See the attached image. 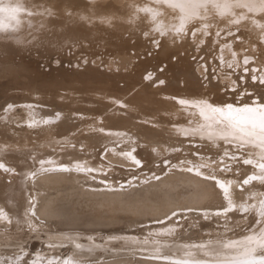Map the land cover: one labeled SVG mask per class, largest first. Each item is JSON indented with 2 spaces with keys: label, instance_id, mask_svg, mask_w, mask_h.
<instances>
[{
  "label": "rangeland",
  "instance_id": "1",
  "mask_svg": "<svg viewBox=\"0 0 264 264\" xmlns=\"http://www.w3.org/2000/svg\"><path fill=\"white\" fill-rule=\"evenodd\" d=\"M120 3L123 6L125 3L129 5L128 0H120ZM131 10L133 8H130L129 13ZM134 11H137V9H134ZM192 11L195 13L196 10L193 9ZM141 12L144 23L147 22L146 24H149V20L145 21V11L141 10ZM161 14L163 13L161 12ZM171 14H173L172 11H170ZM131 15L128 17L131 21L140 18L138 12L131 13ZM158 17L162 18V16ZM165 19L175 21V17H166ZM154 20L156 21L157 19H153L150 22L153 29L156 24L158 26L162 24V19L156 22ZM199 24L201 23L194 20L192 25H190L194 27L191 32L197 30L195 26ZM51 25L53 26V24ZM52 26L40 24L37 28L39 34L42 35L39 36L41 37L39 40L37 38L38 36L36 38L32 37L35 40L31 38L27 39L24 42L25 48H28L27 50L21 51V49L19 50V46H16L18 50L13 47L14 51L9 59L0 58V113L9 116L13 114L12 117L14 116V119H25L30 116V106L33 107L34 105L35 108L42 110L40 112L67 113L69 116L77 117L73 120L74 123L84 122L88 132H96L99 128L89 129L88 127L94 126L93 123L87 124L86 119L84 120L81 114L90 113L95 108L97 109L95 107L96 102L104 104L111 100L109 103H112L108 104L110 107L112 106L113 112H119L120 114L112 113L113 116L117 115L118 119H113L116 116L110 118L114 121H111L107 125V128L104 127L105 133H101L103 136L102 142L123 141L124 143L127 140L124 135L127 136L130 133L132 136L138 138L135 136L133 130V132H130L132 126L129 127V125L133 124L147 127L148 130L144 131L146 134L154 133L157 125H206L218 130L220 138L225 139L224 142H221L223 145H220L216 137L192 136L195 133H191L186 136L184 135L185 137L183 139L188 138L186 142H178L177 139H169L166 134L163 143H160L162 148L157 152L154 149L148 151V155L150 154L152 157V162L148 166L151 169L167 168L170 166L168 163H170L172 166L169 168H172L174 172L175 169H178V166L181 167L185 162H190V158H193L192 160L196 164L199 161L207 162L209 160L211 162H223L228 158L230 160L228 167H240L246 165L244 163L245 160L238 161L235 159L242 158L243 154L249 156H264V149H259L255 143H247L242 146L238 145L239 142H234L245 138L252 141V138H247L240 126L234 125L239 129L233 128V122L229 121L225 116L223 118V115L218 110L219 107L225 108L227 105H238L239 107L254 104L257 101L264 102V44H262V42L264 43V36L251 39L250 35H248V39H244L245 36L239 35L237 31L236 34L225 35V38L220 34L218 36L205 34V37L201 35L200 37L202 38L198 39L195 35H189L186 32L184 34L181 33L182 35L178 37L175 34H178L177 32L180 29H177L173 33L177 38L174 39V41L176 40L175 43H173L174 41L170 43L168 38L164 41V37H166L165 33L159 35L147 34V37L140 35L142 36L140 39L135 38V34L133 36L130 35L129 38L127 35V38L120 41L119 47H109L111 50L107 47L99 48L97 46L98 42H95L97 43L95 45V47L97 46L96 48H90L88 47V42L92 44L94 40H87L88 42L85 41L86 43H84V41L78 39L64 43L60 48H57L53 47L48 38H44L46 36L49 38L52 36L50 35L52 32L54 33V30L51 28ZM133 30L138 35L142 33H140L137 27H134ZM185 34L187 37H185ZM76 41H78V44ZM28 45H30V48ZM43 45H45V48ZM121 51L124 54H120L122 53ZM118 53L120 56H123L120 57ZM123 57H126V59H123ZM184 73L187 74L185 75ZM38 77L50 80L52 83L46 87H44L45 85L41 86L42 84ZM192 77H194L192 79L194 80L193 82L191 81ZM188 78L190 79L188 80ZM26 82L28 83L27 87ZM29 83H31L30 87H28L30 85ZM34 83L36 84L34 85ZM29 88L31 90L36 89L31 91ZM22 90L25 92L22 93L23 96L21 94ZM153 93L155 95H152ZM113 94L114 96H112ZM30 95H35V97ZM98 96L104 101H100L101 99ZM120 96L123 97L121 98ZM145 96H147L146 99H143ZM92 97L94 98L92 99ZM104 98L106 100L108 99V102ZM195 98H198V100L193 101ZM200 98L205 99L201 101ZM130 100L134 102L136 100V102L131 101L134 103L131 104L129 102ZM136 103L141 108L138 109ZM108 104L104 107L109 106ZM201 107L205 110L202 111ZM17 108L20 109L18 110ZM16 110L17 112H21L17 113ZM121 116L124 117L121 119ZM46 117L49 118V116ZM2 118L3 116L0 117V120ZM48 118H46V121ZM103 121L98 120V124ZM29 134V131L25 133L26 136H30ZM114 135H117V137L112 138ZM138 136L140 137V134ZM228 136L235 139L230 140L232 138ZM124 144L126 145V143ZM104 146L105 144H102L96 150ZM38 147H41V145ZM139 147L142 149V144ZM152 152L156 153L151 154ZM30 160L34 161L32 159ZM105 161L109 162L108 157L105 158ZM262 171L264 169H261ZM96 173L101 175L105 172L96 171ZM117 174V172L116 174H114V171L112 172V176ZM92 175L87 173L84 177L77 176L75 182L67 183L68 185L63 184L68 192L71 191L70 188L75 184H84L83 187L89 189L90 185L87 182L93 180L94 177ZM259 177L261 179L258 181L264 180V174ZM6 179L8 180V177ZM101 186H104L103 188L106 187L104 184ZM256 186L259 190L256 192L257 187H251V192H249L251 196L255 195L256 197L261 194L262 190L260 189L264 186V183L257 182ZM62 187L64 186L56 184L53 189L46 188L45 192L43 193L41 190V193L45 195L57 191ZM98 187L97 189H99ZM73 190V193L71 191V196H75V189ZM248 198L249 196L245 200ZM252 200L256 203L259 201V199L254 198ZM22 202L23 210L20 214L16 215L19 221L12 224L13 226H0V231H9L12 233L8 236H0V264H104L109 262L113 264H147V262L139 263V261L140 259L147 261L149 259L148 254L153 252L160 254L175 253L177 255H185L187 253V256L189 254V256L196 258L202 257L208 259L209 262L228 259V257L235 259L233 256H241V254L247 258L262 255L253 249L255 247L250 240L252 237L258 236L259 232H263L264 227L262 226H264V223L262 224V222L264 221V215L262 217L260 216V218H255L254 216L252 219L251 217H239L234 220L222 218L220 222L218 220V223H210L212 224L210 227L208 225L209 223H207L208 226L193 228L194 230H190L183 235L180 233L181 230L178 232L176 229L161 224L163 221H146L148 218H153L151 215H130L131 213H126V211H123L124 213L121 211H118V213L114 212L120 219L106 218L89 220L94 217L96 212L93 209L87 210V208L82 214L84 216L86 215L85 219L65 220L53 218L50 220L45 218L42 221L33 212L27 210L28 203L25 200ZM198 209L192 207L185 211H180L179 214L184 215L191 213V211H198ZM223 209L225 210L226 208ZM109 213L111 214V212L106 214ZM174 214L172 213V215ZM239 215H244V213H240ZM45 220H48L45 224H55V227L41 229L36 225L44 223ZM215 223L218 225H215ZM17 227L18 230L16 229ZM36 231L41 232L38 234ZM262 232L260 235L264 237V232ZM25 233H29L27 238L23 240L13 239V237L15 238L17 235L19 236ZM252 233L254 235H251ZM261 236L258 238H261ZM12 240L23 242L24 249L19 252L21 248L6 244L7 241L11 242ZM254 240H257V238ZM258 247L264 249V240L263 244H260ZM230 254L231 256H229ZM242 262L245 263L246 261H240L238 264H243ZM183 263L187 264V262ZM148 264L154 263L148 261Z\"/></svg>",
  "mask_w": 264,
  "mask_h": 264
},
{
  "label": "bare ground",
  "instance_id": "2",
  "mask_svg": "<svg viewBox=\"0 0 264 264\" xmlns=\"http://www.w3.org/2000/svg\"><path fill=\"white\" fill-rule=\"evenodd\" d=\"M128 1L131 7L128 3H125L123 6V4L120 3V0H0V9L11 10L16 7H22L24 9V11L17 14L16 19L12 18L10 11H0V58L9 59L14 51L13 47L16 49V46H19V50L21 49V51L27 50L28 48H25L24 45V42H26L27 39H34L38 36L37 38L39 40V38H41L39 37L41 34H39L37 28L40 24H44L45 26H52L51 24H53L51 28L54 30V33L51 31L52 34L50 35L52 36L50 38L48 36L44 38H48L53 47L57 48H60L64 43L76 39L84 41V43L88 42L87 40H94L92 44L88 42V47L90 48L95 47L97 44L95 42H98L97 46L99 48L119 47L120 41L127 38V35L129 38L130 35L133 36L135 34L136 36L134 37L140 39L142 36L147 37V34L159 35L161 33H165L166 37H164V41L168 38L170 43H172L171 41H174L176 36L180 37V35L185 32L189 35H195L198 39L205 37V34H212L216 36L220 34L223 38H225L226 36L233 35L234 33L236 34L237 31L239 35L246 37H244V39H248V35H250L251 39L264 36V0ZM130 8H133V10L129 13ZM134 9H137V11H134ZM143 9L149 10L144 12L145 21L149 20L152 22L153 19H157L156 21L162 19V24L160 26L156 24L157 26L155 25L153 29L150 22L149 24H146L147 22L144 23L143 14L141 12ZM193 9L196 10L195 13L192 11ZM170 11H172L173 14L170 15ZM135 12L139 13L140 18L135 19V21L129 20L128 17L132 16L131 13ZM161 12L163 14H161ZM158 16H162V18H159ZM165 16L172 18L175 17V21H168L165 19ZM195 17L197 18L195 19ZM194 20L201 23L198 26H195V29L197 28V30H200H194L191 32L194 27L190 25H192ZM156 21L154 20V22ZM134 27H137L140 30V33H142L138 35L137 32H134ZM177 29H180L181 32H177L178 34H175V36L173 33ZM201 35L202 37H200ZM185 37H187V35ZM118 39L120 40L117 41ZM77 42L78 41H76V43ZM175 42L176 40L173 43ZM262 44L264 43L262 42ZM46 45H48V43H46ZM29 46L30 45H28V47ZM43 47L45 48V45H43ZM107 48H105L106 51H108ZM120 54L124 53L122 52ZM120 54L118 53L119 56ZM123 59H126V57H123ZM38 78H40L39 80L42 84L41 86L45 85L44 87H46L52 83L50 80H45L42 77ZM193 78L194 77L191 78L192 82L194 81L192 80ZM189 79L190 78H188V80ZM27 84L28 83L26 82V87ZM29 84L30 85H28V87L31 86V83ZM35 84L36 83H34V85ZM22 91L21 94L25 93ZM95 94L97 95V93ZM152 95L155 94L153 93ZM30 96L35 97V95ZM112 96H114V94ZM146 97L147 96L143 99H146ZM93 98L94 97H92V99ZM98 98L101 99L100 96H98ZM202 99L205 98H200L201 101H203ZM196 100H198V98H195L193 101ZM100 101L104 100L101 99ZM110 101L111 100H109V102ZM131 101L132 100L129 101L131 104L136 102V100L135 102L132 101L134 103ZM108 103L102 104L100 102H96L95 107H97V109L95 108L93 112L90 113L81 114L84 120L86 119L87 124L93 123L94 126L88 127L89 129L99 128L96 132H88L84 122L74 123L73 120L77 117L75 118L69 116L67 113L40 112L42 110L35 108L34 105L33 107L30 106V116H27L28 118L25 119H14V116L12 117L13 114L9 116L0 113V115L3 116L0 120V164L4 165V167L0 168V226L12 225L19 221V219L16 218V215L20 214L23 210V200L28 203L27 210L33 212V214H35L36 217L42 221L45 218L50 220L53 218L65 220L85 219L86 215L84 216L82 214L87 208V210L93 209L96 212L94 217L91 215L93 218L91 217L92 219L89 220H100L106 218L120 219L114 214V212L118 213V211H126V213H131L130 215H151L153 218H148L146 221H163L161 224L168 226L169 228L176 229L178 232L181 230L182 232L180 231V233L183 235L188 233L190 230H194L193 228L206 226L207 223H209L208 225L210 227V225H212L210 223H218V220L220 222V219L222 218L234 220L239 217H251L252 219L254 216L255 218H260V216L262 217L264 215V186L260 189L262 190L261 194L256 197L255 195L251 196L249 193L251 192V187H257L256 183H264V180H254L249 184L243 183V181L250 176L259 177L264 174V171L261 172V168L259 167L260 164H264V156H249L243 154L242 158L235 160H250L252 161V165L246 164L240 167H228V163L230 162L228 158L223 162L215 161V163L213 161V163L209 160L207 162L199 161L198 164L192 160L193 158H190V162H185L181 167L178 166V169H175L174 172L172 171V168H169L172 166L170 163H168L170 166L167 168L151 169L148 166L152 162V157L150 154L148 155V151L154 149L157 152L160 148H162L160 143H163L166 138V134L169 139H177L178 142H186L188 138L183 139V137L191 133H195L192 136L202 135L207 137L210 136V138L216 137V140L220 145H223L221 142H224L225 139L220 138L218 130L206 125H157L154 133L146 134L144 131L148 130L147 127L145 128L141 125L136 126L137 124H133L129 125V127L132 126L130 128V132L133 130L135 136L138 138L132 136L130 133L127 136L124 135L127 138V140L124 141L126 145L123 141H108L105 143L102 142L103 136L101 134L105 133L104 127L107 128V125L111 123V121L118 119L117 115L113 116L112 114L115 112H113V109L111 108L112 106L110 107L109 105L112 102ZM263 103L264 102L257 101L254 104L249 103L250 105L245 106H231L234 110L245 107L259 109L261 105H264ZM106 104L109 106L104 107ZM138 105L139 104H137V108H141L138 107ZM201 110L204 111L205 109L201 107ZM218 110L219 113L223 115V118L225 116L229 119V121L233 122V128L239 129L236 126H240L247 138H252V141L245 138L234 142H239L238 145L242 146L247 143H255L259 149H264V132L260 131L259 126L253 129L251 125L236 124V118L239 116L253 115L257 121V125H259L261 120H264V111H258L254 114L237 113L233 111L232 118H229V110L227 107H219ZM115 113L120 114L119 112ZM46 116H49V118ZM115 116L116 118H113ZM122 117L124 116H121V119ZM46 118H48L47 121ZM110 118H113L114 120H111ZM98 120L104 121L98 124ZM125 130L129 131L128 129ZM27 131H29L30 136L25 135ZM139 134L140 137L138 136ZM115 137H117V135H114L112 138ZM133 139H138V141ZM234 139L235 138H232L230 140ZM102 144H105V146L96 150L98 147H101ZM141 144L143 147L142 149L139 147ZM39 145H41V147H38ZM156 152H152L151 154ZM106 157H108L109 162L105 161ZM96 171H103L105 173L98 175ZM113 171L114 174H116V172L118 174L112 176ZM87 173L93 174L92 177H94L93 180L87 182L89 183L90 188H84V184H75L71 187L72 189L70 188L71 191L75 189V196H71V191L68 192L65 185H68L67 183L75 182L77 176L84 177ZM111 176L112 178H110ZM7 177L8 180L6 179ZM56 184H60L64 187L57 191H53L45 195L43 194L46 188L53 189ZM102 184L106 185V187L103 188L104 186H101ZM96 186H100L98 187L99 189H97ZM41 190L43 193H41ZM64 190L66 191L64 192ZM258 190L259 189L257 187L256 192ZM247 196H249V198L245 200ZM253 198L259 199L258 203L252 200ZM192 207L199 209L198 211H191V213H186L184 215L179 214L180 211H185L186 209ZM223 208L226 209L224 210ZM108 212H111V214H106ZM172 213L175 214L172 215ZM240 213H244V215H239ZM28 215L27 217H29ZM47 221L48 220H45L44 223L36 225L41 229L55 227V224H45ZM217 223H215V225H218ZM263 223L264 221L262 224ZM16 229L18 230V227ZM40 232H38V234H40ZM261 232H259L258 236L252 237L250 241L255 247L253 249H255L257 253L264 254V249L258 247L260 244H263L264 240V237L260 235ZM11 234L12 233L9 231H0V236H8ZM251 235L254 234L252 233ZM259 235L261 238H258L260 237ZM27 236H29V233L19 236L17 235L15 238L13 237V239L17 238L23 240L24 238H27ZM255 238H257V240H254ZM4 240H6V238H4ZM6 244L8 246L12 245L21 248L19 252L24 249L23 242L17 240H12L11 242L7 241ZM186 254H160L153 252L148 254L149 259L147 261L140 259L139 263L147 262L148 264L149 261L154 264H177V262H180V264H184L183 262H187V264H238L240 261H246L245 263H242L259 264L261 257V255H259L247 258L245 255L241 254V256L237 255L238 257L233 256L235 259L228 257V259H219L209 262L208 259L202 257L196 258L194 256H189V254L187 256ZM229 256H231V254ZM104 264L113 263L109 262Z\"/></svg>",
  "mask_w": 264,
  "mask_h": 264
},
{
  "label": "snow or ice",
  "instance_id": "3",
  "mask_svg": "<svg viewBox=\"0 0 264 264\" xmlns=\"http://www.w3.org/2000/svg\"><path fill=\"white\" fill-rule=\"evenodd\" d=\"M0 11H10L12 18L16 19L17 14L24 11V9L22 7H16L13 8L11 10L9 9H0ZM143 11H149L148 9H143ZM228 111V116L229 118H232V113L233 111L237 112V113H245V114H254L258 111H264V105H261L259 109L256 108H251V107H245L242 109H233V107L231 105L226 106ZM223 111V110H220ZM236 124L238 125H251V127L253 129L257 128V126H259V129L261 132H264V120H261V122L259 123V125H257V121L255 119V117L253 115H241L238 118H236ZM245 164H252V161L250 160H245L244 161ZM4 167L3 164H0V168ZM259 167L261 169H264V164H260ZM261 179L260 177L257 176H250L248 178H246L243 183L244 184H249L251 181L254 180H259ZM177 264H180V262H177ZM259 264H264V254L261 255L260 260H259Z\"/></svg>",
  "mask_w": 264,
  "mask_h": 264
}]
</instances>
